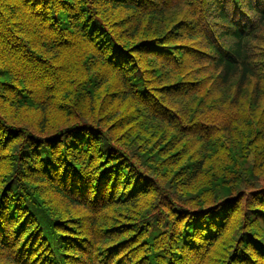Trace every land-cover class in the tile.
I'll return each mask as SVG.
<instances>
[{"label": "trees", "instance_id": "obj_1", "mask_svg": "<svg viewBox=\"0 0 264 264\" xmlns=\"http://www.w3.org/2000/svg\"><path fill=\"white\" fill-rule=\"evenodd\" d=\"M0 264H264V0H0Z\"/></svg>", "mask_w": 264, "mask_h": 264}]
</instances>
